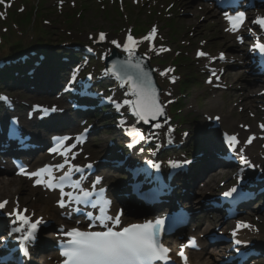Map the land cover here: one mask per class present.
<instances>
[{
    "label": "snow or ice",
    "instance_id": "snow-or-ice-1",
    "mask_svg": "<svg viewBox=\"0 0 264 264\" xmlns=\"http://www.w3.org/2000/svg\"><path fill=\"white\" fill-rule=\"evenodd\" d=\"M226 20L228 21L229 27L226 29L232 33H238L245 23L247 17L244 12H236L235 15H226ZM252 23L260 26L264 30V17L257 18ZM156 35V30L153 29L152 33L146 37L148 40H153ZM105 34L101 33L99 35V40H105ZM241 43H243V37H239ZM117 47H123V50L128 53L129 57H133L136 41L131 35L127 38V43L125 45L119 44L117 41H112ZM257 48L259 52L264 53V44L257 43ZM161 51H167L166 49H161ZM199 56H207L204 52H199ZM221 60L224 59V55L221 54L219 57ZM126 67H131L136 69L135 77L127 72L121 73L113 66L114 74L117 75L124 83L131 86V95L135 97L134 100L125 101L126 104L131 106L133 114L138 117V119L148 122L151 120H157L158 117L164 115L163 106L159 101V94L156 88L152 85L148 74L144 72L142 66L137 64H132L131 60L125 62ZM167 71H173L168 69ZM162 75L167 74L161 73ZM215 75V72L212 73ZM173 82H175L173 78ZM212 81L209 80V83ZM0 99L7 102V97H0ZM119 109V105H117ZM55 111V109H52ZM44 111H48L45 109ZM219 119V118H217ZM159 128L160 124H156ZM264 128V125L261 126ZM133 138L143 139V133L138 130H133ZM71 139L70 137H61L57 139L58 148H53V152L59 150V154L64 156V163L55 166V170H59L64 174L62 176H56L54 174V169L52 166H46L45 168L39 169L36 172L28 173L25 168L21 167V175H27L29 178L36 177V184H43L45 187L52 190L59 189L61 193V199L59 201L60 207H67L69 203L75 201L77 203H89L92 207H98L96 203L93 202V197L99 195L102 199V205L99 206L101 212V224L102 228L106 230L88 231L80 230L79 228H73L67 232L69 237L68 244L65 247L62 255L66 258L64 264H157V262H162V264H169L170 249L164 247L158 241V231L163 226L164 221L158 220L155 224L152 222H147L144 224H130L123 228H120L121 215L119 213L114 216L107 215L106 209L111 206V201L104 197V190L100 189L99 192L96 191V185L101 183L100 177H97L92 185V190H87L82 187L80 181H72V176L74 172H82L83 169L79 166L70 163V158L68 153L71 152L76 144L66 145V142ZM77 143L83 142V136H78L75 138ZM227 142L229 147L233 152L236 151V145L239 144L237 136H228ZM254 137L249 138L248 144H251ZM71 159H75V156H71ZM241 160L244 164H250L247 157L241 156ZM178 163H173L172 167H179ZM67 167V171L65 168ZM91 168L92 165L87 166ZM70 182V186L78 190V194L65 193L64 185ZM237 192V188L233 187L229 191L225 192L223 195L227 198H232L233 194ZM69 197L66 203L64 197ZM8 201L5 200L0 202V211H2ZM8 215L15 216L16 220L14 223L21 225L13 229V232H20L21 243L27 245L31 243L36 238V233L39 226L43 223L42 219L32 221L31 217L27 214V209L20 210L17 207L10 212ZM107 221L112 222L116 227L113 228L109 226ZM251 229V225L241 221L237 225V230L240 229ZM232 235L235 237L237 231H234ZM237 245L241 244L240 240H235ZM197 247L195 239H191L187 245H183L178 255L183 261V264H188V257L185 253V248ZM25 254L27 255V249L25 247Z\"/></svg>",
    "mask_w": 264,
    "mask_h": 264
},
{
    "label": "rangeland",
    "instance_id": "rangeland-1",
    "mask_svg": "<svg viewBox=\"0 0 264 264\" xmlns=\"http://www.w3.org/2000/svg\"><path fill=\"white\" fill-rule=\"evenodd\" d=\"M9 1V0H6ZM40 1V0H39ZM58 0H46L42 2L44 5H46L43 10H49V12H46L49 17L47 21L51 23L52 26H40L38 27V31L35 33H28L23 32V30H27L29 28H9L7 36L14 40L16 42L18 38L25 39L27 37L29 38L30 43H33L31 45L36 44L37 42L42 41L44 44H49L51 48H54L55 45L62 43L63 40L69 41L70 43H89L90 42V35H94L96 31H105L108 32L111 35V38H114L116 36H119L122 33H125L126 30L130 29H136V31H139V27H142L143 33L150 30V28L153 25L161 26L162 30V39L169 42V45L173 47L174 51H179L178 53H181L180 56H184L187 59V62L184 63L187 66L182 68V72L185 76L190 77L192 76V73L190 74V70H195L198 74H202L203 69L195 62V50H197V47H195L197 44L201 42L199 40V31H196L197 29H194L192 32V27L197 26L198 24L202 26L200 28V34L207 36V42L211 44L212 47L219 46V43L222 44V46L225 48V53H227L229 58H232L231 51L232 49H229L233 43V46L236 45L235 37H228L225 35H222L220 31L216 30L212 24L208 25V22L211 20H205L203 19L202 13L199 12L196 9L197 16L194 18V7L192 5L193 0H153L152 2L148 3V0H122L123 3H120V0H118V10H114L113 13H111L110 9L113 8L114 2L112 0H105V4H101L100 0H88L86 8H89V12H82L81 8L83 7L82 3L85 0H78L77 4L75 6L71 5V0H69L68 4L65 5V7H62L63 10L61 11L60 8L57 7ZM65 1V0H63ZM17 3V4H16ZM15 7L12 8L11 12L16 11L19 9L18 2H15ZM38 4V2H37ZM137 6H135V5ZM172 4H175V8H172L170 12H168V9ZM107 8V13L105 10V7ZM158 5V6H156ZM182 5L184 6V11L182 10ZM27 7V5H25ZM42 7V6H41ZM100 9H104L103 13L99 11ZM152 7L151 9H149ZM79 8L81 11H75L72 12L70 9ZM168 8V9H167ZM65 9V10H64ZM1 10V8H0ZM18 11V10H17ZM16 11V12H17ZM80 13V15H77V13ZM105 12V13H104ZM168 12V13H167ZM162 13V14H161ZM167 14H170V17L173 16L172 19H169ZM71 15L70 17L74 16L73 18V25L72 27L66 26L64 24V20L66 16ZM61 17V18H59ZM81 17V18H80ZM83 17V18H82ZM78 18V19H77ZM195 20V22H193ZM178 21V23H176ZM173 22H175V27L177 25L178 28V35H175L173 28ZM3 30V29H2ZM1 27L0 31L2 33ZM25 34L23 37L20 35ZM141 33V32H140ZM141 33V34H143ZM32 34V35H31ZM34 34V35H33ZM193 34H195L193 36ZM176 39L173 40V39ZM225 39L227 40V44L225 43ZM161 40V38H160ZM162 41V40H161ZM25 44H28V42H25ZM189 44H191L189 46ZM10 47V45H6L5 48ZM57 49V48H54ZM240 50L244 51L243 48H240ZM55 52H58L59 50H54ZM176 53H172L168 56V59H175ZM165 61V60H164ZM169 65L170 62H167ZM199 66V68L197 67ZM237 70V69H236ZM246 83V82H245ZM243 86V87H242ZM237 87L247 89L245 87V84L242 81H237ZM200 90L195 91L191 93V97L186 99L184 101V105L189 111L190 115L187 120L183 119V122L186 126V130L190 131L191 133V145L189 146L188 150L191 152V154H195L194 148L200 143L201 139L199 138L201 134V128L203 126L207 128L209 123H207V118H205V114H207L209 117H213L216 115H220L223 117V114L225 111H227L230 107L229 104L226 105L224 108L220 107H214L215 100H212V96L209 93V89L203 86L202 83H200V86L198 87ZM193 89V88H192ZM191 89V90H192ZM21 96V95H19ZM195 99H198L200 102L199 107L197 106V103ZM22 106L24 107L27 103V95L22 93L21 98ZM224 100H227V97H225ZM264 101V99H258L255 98V110H260V107H258L260 104H257L259 102ZM218 106V105H217ZM252 114H255V112L252 111ZM204 115V116H203ZM246 116V122L244 123H255L251 118L250 113H248ZM236 119L234 118V121ZM262 120V119H260ZM192 124V125H189ZM103 138H105L102 134V131L99 135L93 136V142L90 146H88V151H94V147L96 146V143L99 144V146H102ZM263 150V149H262ZM95 152H98L95 150ZM92 156L94 153H90ZM121 174V173H117ZM126 178V177H125ZM124 178V179H125ZM116 179H123L120 175H114L111 179V182L114 183ZM20 181V180H18ZM22 182V181H21ZM20 186V192L18 194L14 193L12 194L11 191H3L0 193V197H7L12 198L18 197V199L23 202L24 204H29L32 207L37 205V203H46L49 201V199H43L39 195L37 196L36 190H33L28 184H17ZM27 197L32 198V202L27 199ZM34 199V204H33ZM261 218L262 222L264 224V211L261 212ZM40 262V261H39ZM43 264L42 262H40ZM264 264V263H262Z\"/></svg>",
    "mask_w": 264,
    "mask_h": 264
},
{
    "label": "bare ground",
    "instance_id": "bare-ground-1",
    "mask_svg": "<svg viewBox=\"0 0 264 264\" xmlns=\"http://www.w3.org/2000/svg\"><path fill=\"white\" fill-rule=\"evenodd\" d=\"M208 11H211V9L209 8ZM208 18L216 19V14L212 13L210 15H204V19H208ZM193 22H195V20H193ZM224 23L225 22L223 20H219L217 22L213 21V24L215 25V29L216 28L218 29V25H220V24L222 25V27H224L223 26ZM220 32L223 33V30H221ZM234 51H235V49H234ZM112 54H114V53H112ZM111 60L113 62H115V63L117 62L116 57L114 55H111ZM134 72L136 74V69H134ZM246 75H247L246 73L239 74V75H236V76L228 75L227 76V80H228V82H232L234 80V78H235V80L236 79H240V80L244 79L245 80L246 79V77H245ZM249 77L252 78L250 75H249ZM53 80L54 79H52L51 81H53ZM105 81H108V83L110 81H114L115 82V79H114V77L112 75L108 74V78H106ZM58 84H59V82H58L57 79H55V84L50 82V85L55 86V87H57ZM235 86L236 85H234L233 87H231L229 89V92H230L228 94L229 101L225 102L224 99L218 98L217 99L218 101H216L214 103V107L216 108L217 105H218L220 108H222L223 106L229 104L230 110L228 111L229 115L227 116L226 120H224V123H223L225 125L224 129H225V131H227V129H229L226 125L230 124L229 117H232V128L234 129L233 134H236V135H238L240 137H244L247 134L244 133L243 131H241L240 126L244 122L247 121L245 113H247V112L249 113L251 111V109L254 108V105L251 102V95L253 96V95L257 94V90L255 89V87H253V85H250L249 86V91L245 94L244 90H235L234 89ZM32 95H35V96H33V97H35L34 99L45 97V96L39 95V93H33V92H32ZM64 96L65 95H61L62 98ZM29 99H32V98H29ZM65 103H66V105L69 104V100L68 101L66 100ZM66 109H67V107H66ZM66 115L69 116V117L73 116V115H71L70 111L66 112ZM233 115H235L236 121H234ZM62 116H65V113L60 111L58 116H57V118L62 117ZM50 128L54 129V126L52 125V126H50ZM98 128H100V127H98ZM251 130H252L251 132L257 131L259 133L260 132L264 133V129H262L260 127H255V128L252 127ZM216 133H217L216 131L214 132V130H211V129H210V131L209 130H204L203 135L200 134L199 138H201V137H207L209 139L212 138L214 140V142H215V145L217 146L216 147L217 150L218 149L223 150L222 146L220 145L219 140L215 139V134ZM114 137H116L117 139H118V137H120L122 142H124V141L127 142L126 135H124V134L118 133L117 136L116 135H110L109 138L103 139L102 146L100 148L101 152L106 153V154L115 152L117 145H114L112 147L108 146V144H109L108 141L112 142V139ZM159 137H162V136L159 135ZM189 140H190V137H187V138H184V139L180 138L178 141L182 142L183 145L181 147L174 146V148L178 149V150L185 149L189 145V142H190ZM162 144H163V140L158 138V141H157V143L155 145L156 146V149H155L156 152L159 151V153H161L160 151L162 149ZM42 145H44V144H42ZM132 155L133 156H131L128 160H126L123 163L124 166L132 165L131 161H133L134 159L141 158V157H138V154L133 153ZM154 161H155V159H154ZM216 163H217L216 159H214L213 156L206 157L205 159H201V160L197 161V164L202 168V175H200V178H204L205 176H211V175H212V177H214L211 186H208V190H212L213 185L216 184L215 182H217V180L220 178L218 175H216V173L225 171L224 169H221V168L217 167L218 165H216ZM219 164H222V163H219ZM245 169H246V171L249 170L247 168H245ZM8 175H10V173L0 176V193L2 191H7V192L11 191L12 194H14V193L17 194L20 187H19V185H17L15 180H12L10 178H6V176H8ZM108 175H111V173L110 174L108 173ZM121 176H122V178L124 180L125 174L123 172H121ZM107 177H108V180H109V176H107ZM108 180L106 178V181H108ZM120 183H122V182L120 181ZM113 186L114 185H112V187ZM198 186H199V183H194L188 188L179 187L178 189L173 190V193L176 196V202L171 201L170 205L187 206L188 208L192 207L193 208V212H197V211L201 210L203 208L202 206L199 205L198 208L196 206H193L194 201L197 202L198 198L205 193L203 191H200ZM112 187H111V189H112ZM184 189H186L187 191H185ZM261 190L262 189H260V191ZM32 209L40 210V211L44 210V213L50 215L51 220L58 219L60 223L62 222V220L59 219V213H58L57 208H54V204H53L52 199H51V201L47 202V204L46 203H44V204L40 203L39 205H35ZM205 215H209V213L207 211H203L201 214H196L195 213L193 215L194 222L196 220L199 221V218H201L200 220L202 221L201 224L203 226L204 225L212 226V224H210L211 222L207 220V217H205ZM1 228H2V226H1V221H0V236L2 237L3 233H1L2 232ZM252 238H253V241H251V243H253L255 245V247H258L260 250L264 251V244H262L261 240L255 235H252ZM262 253H264V252H262ZM222 255H223V253L220 252L219 250L218 251H214L213 253L197 254V255L194 256V258H193L194 260H192V263L193 264H213V258L222 256ZM39 258H41V257H39V256L37 257L38 261H39ZM40 261L43 262V263H47V261L45 259H41Z\"/></svg>",
    "mask_w": 264,
    "mask_h": 264
}]
</instances>
